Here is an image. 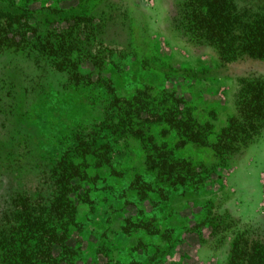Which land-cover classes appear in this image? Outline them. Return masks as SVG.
I'll return each mask as SVG.
<instances>
[{"label":"rangeland","instance_id":"rangeland-1","mask_svg":"<svg viewBox=\"0 0 264 264\" xmlns=\"http://www.w3.org/2000/svg\"><path fill=\"white\" fill-rule=\"evenodd\" d=\"M111 6L118 7L112 18H91ZM189 25L182 0H0L1 227L16 211L17 197H30L34 202L52 193L53 181L48 177L55 176L62 157L77 160L72 149L79 141L75 126L88 123L94 114L87 93H112L110 88L125 96L148 83L158 92L175 87L197 103V128L178 154L201 161L205 167L194 184L173 194L171 204L176 213L166 221L183 226L180 236L186 240L177 248L179 255H168L162 264H226L238 231H258L261 222L264 230V92H256L260 80L264 85V61L246 57L216 69L218 59L212 48L204 56L191 53ZM73 26H79L82 37L93 33L96 39L88 45L89 53L88 48L83 49L80 57H85L77 68L88 77L71 75L40 53L28 55V49L43 45L48 30ZM128 43V50H122ZM155 46L161 54L155 61L161 71L141 65L142 56L154 61ZM89 55L102 57L97 68L89 64ZM168 61L209 72H188L186 80L166 77L162 73L168 74L163 68ZM240 77H247L248 85L238 81ZM241 86L247 93L240 92ZM166 139L177 142L176 132L168 130ZM130 142L135 147L138 144ZM138 151L123 163L125 176L109 175L103 166L87 168L99 176L93 213L84 230L72 232L69 239L81 243L83 257L85 252L91 255L85 264H103L107 256L130 259L128 249L136 245L140 234L120 231L111 237L108 249L100 252L97 230L107 222L114 232L138 207L149 208L148 202L140 203L135 190L128 187L133 172L129 161H141ZM89 186L88 181L79 182L74 184V192L84 193ZM123 188L127 195L118 197ZM191 203L200 208L191 209ZM213 214L226 216L223 234L221 228L212 232L204 228L199 238L190 231L195 221L208 223ZM152 239L149 243H155ZM147 251L150 255L154 252L151 246ZM135 256L145 258V251L139 250Z\"/></svg>","mask_w":264,"mask_h":264},{"label":"trees","instance_id":"trees-1","mask_svg":"<svg viewBox=\"0 0 264 264\" xmlns=\"http://www.w3.org/2000/svg\"><path fill=\"white\" fill-rule=\"evenodd\" d=\"M182 7L190 20V45L194 52L212 48L218 59L217 68H227L246 57L264 61V0H182ZM117 10L118 7L111 6L91 18H112L115 16L112 12ZM80 31L79 26L60 30L53 27L41 41L43 45L28 49V55L40 53L44 59L53 61L67 73L78 74L80 78L88 77V73L77 68L85 57H80L83 49L93 45L96 39L93 33L82 37ZM154 40L155 43L160 42ZM129 46L130 43L122 50L127 51ZM86 52L89 53L90 49ZM160 57L159 48L155 46V53L151 55L154 61L142 56L141 65L148 64L161 71L155 63ZM86 59L94 68L102 62L99 55H89ZM163 68L168 73H162L166 77L181 80L188 77L182 66L169 61ZM206 72L209 70L204 69L199 73ZM240 78L238 81L243 80L248 85L245 82L247 77ZM261 81L257 93L264 92ZM141 85L134 93L125 96L110 88L112 93L86 94L87 104L94 114L88 123L79 122L75 126L79 141L72 149L77 160L75 157L60 159L53 172L55 176L48 177L54 186L48 196H42L34 202H30V197L15 199L16 211H12L5 219L8 224L0 226V264L88 262L91 255L85 252L83 257L81 243L72 244L69 240L72 232L84 230L85 221L93 213L94 186L99 176L87 168L103 166L109 175L125 176L123 163L137 150L141 152V161H129L133 172L128 187L132 186L135 198L140 203L146 200L149 208L145 210L138 207L136 213L124 218L114 232L111 226H106L107 222H103L104 227L97 230L100 252L108 249L111 237L120 231L140 234L136 245L128 249L131 254L129 260L107 256L103 264H162L167 261L168 255H179L177 248L186 240L180 236L179 228L183 226H171L166 220L176 213L171 204L175 190L194 184L205 168L203 162L188 160L178 154L179 149L189 141L194 127L197 128L198 105L178 93L175 87L162 88L158 92L153 84ZM240 92L247 93L246 87L241 86ZM209 126L212 127L211 124ZM168 130L176 132L178 139L174 144L166 139ZM120 139L124 140L123 143H120ZM131 140L137 141L136 147ZM82 181H88L90 186L84 193H75L74 184ZM121 190L117 196H126V189ZM193 205L200 208L197 203ZM224 216L213 214L208 223L199 219L190 226V231L201 237L204 228L209 232L219 231L220 228L224 230L227 227ZM262 224H259L258 231H238L231 244L227 264H264ZM152 238L155 243H149ZM190 244L191 241L186 246ZM149 246L154 250L152 255L148 254ZM139 250L145 251V258L135 256Z\"/></svg>","mask_w":264,"mask_h":264},{"label":"flooded vegetation","instance_id":"flooded-vegetation-1","mask_svg":"<svg viewBox=\"0 0 264 264\" xmlns=\"http://www.w3.org/2000/svg\"><path fill=\"white\" fill-rule=\"evenodd\" d=\"M204 50V49H203ZM206 52L208 51V50H205ZM205 51H202V52H200V53H197V52H194V50H193V52H191L192 54H195V55H198V54H201L202 56H204V55H206V52ZM180 66H182V65H180ZM182 68H183V72H185L186 74H188V72L189 71H185V70H192L193 72H195V71H197L198 73L200 72V71H198V70H196L195 68H191V67H186V66H182ZM198 69V68H197ZM216 69H221V67L220 68H217V66H216ZM200 70V69H199ZM190 73V72H189ZM197 73V74H198ZM223 74V73H222ZM219 75H221L220 73H219ZM192 204V205H191ZM190 205H191V209H193V207H194V205H193V203H191ZM225 217V224H226V216H224ZM196 222V221H195ZM261 223H263V222H261ZM185 227V226H184ZM226 229V228H225ZM224 229V230H225ZM224 230H222L221 231V233L224 231ZM223 234V233H222ZM197 236V235H196ZM235 237H236V235H235ZM200 238V237H199ZM235 239V238H234ZM234 239L232 240V243H233V241H234ZM70 243H72L71 241H70ZM76 243V242H75ZM75 243H72V244H75ZM231 243V244H232ZM231 244H230V248H231ZM179 253V252H178ZM229 256H230V249H229ZM228 260H229V257H228ZM228 262V261H227ZM227 262H226V264H227Z\"/></svg>","mask_w":264,"mask_h":264}]
</instances>
